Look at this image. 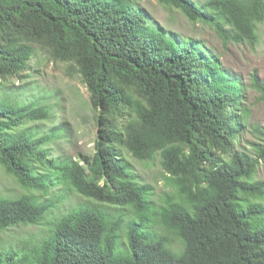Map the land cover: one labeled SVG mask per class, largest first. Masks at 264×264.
Masks as SVG:
<instances>
[{"label": "trees", "instance_id": "1", "mask_svg": "<svg viewBox=\"0 0 264 264\" xmlns=\"http://www.w3.org/2000/svg\"><path fill=\"white\" fill-rule=\"evenodd\" d=\"M157 1L239 43L264 20V0ZM40 52L87 87L97 137L85 163L55 145L65 128H41L53 107L28 90ZM248 114L220 59L151 25L134 0H0V170L28 192L0 196V232L43 223L46 196L89 201L0 264H264V129L241 149ZM128 157L159 160L174 187L164 205Z\"/></svg>", "mask_w": 264, "mask_h": 264}, {"label": "rangeland", "instance_id": "2", "mask_svg": "<svg viewBox=\"0 0 264 264\" xmlns=\"http://www.w3.org/2000/svg\"><path fill=\"white\" fill-rule=\"evenodd\" d=\"M191 1L203 4L207 0ZM134 3L145 13L151 25L163 29L170 37L183 42L202 43L208 52L220 59L226 73L241 84L244 89V105L249 111L241 149L250 148V144L258 140L255 130L264 129V96L254 85L255 81L264 85V20L257 26L255 40L239 43L231 36L226 38L214 25L201 21L192 23L179 10L167 8L157 0H134ZM32 67L37 72L29 79L34 82V86L28 89L31 91V98L46 95L48 104L53 107L52 121L40 124L41 128L43 125L47 128H65L66 139L55 143L58 150L74 161L87 162L95 152L97 127L96 112L90 106L86 85L80 77L66 73V64L53 61L45 52H40L36 60L32 61ZM34 87L38 89L34 90ZM128 158L139 181L151 187L154 202L164 205L169 196H172L174 187L165 180L159 160L152 164ZM256 180L264 182V164L259 167ZM27 193L15 177L0 170V196L15 198ZM61 195L46 196L43 199L48 201L52 198L56 202L43 223L13 227L0 232V251L13 249L23 253L26 246L30 247L32 243L41 241L51 222L74 207L89 202L76 192L66 191L63 198ZM125 214L128 215V212Z\"/></svg>", "mask_w": 264, "mask_h": 264}]
</instances>
